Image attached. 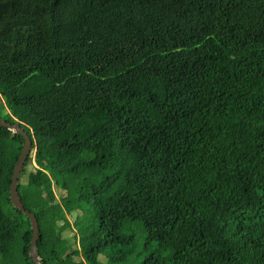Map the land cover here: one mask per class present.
<instances>
[{"label": "trees", "instance_id": "trees-1", "mask_svg": "<svg viewBox=\"0 0 264 264\" xmlns=\"http://www.w3.org/2000/svg\"><path fill=\"white\" fill-rule=\"evenodd\" d=\"M0 117L42 264H264V0H0Z\"/></svg>", "mask_w": 264, "mask_h": 264}, {"label": "water", "instance_id": "water-1", "mask_svg": "<svg viewBox=\"0 0 264 264\" xmlns=\"http://www.w3.org/2000/svg\"><path fill=\"white\" fill-rule=\"evenodd\" d=\"M0 126L5 127L14 134L22 135L24 137L23 142V148L20 154V157L17 161V163L14 166V172L12 176V183L10 185L9 190V197L12 205L22 211L30 220L31 222V228L33 232L32 236V243L31 247L29 249V255L34 261L35 264H42L41 257L39 255L38 249H37V241L39 239V224L38 220L32 212L29 210H26L24 207V204L22 202L21 196L18 192V180L20 178L21 172L25 166L26 160L28 158V155L31 151L32 147V141L30 137L28 136V133L25 131V129L21 126L19 122L16 123H10L4 120L2 117H0Z\"/></svg>", "mask_w": 264, "mask_h": 264}, {"label": "rangeland", "instance_id": "rangeland-1", "mask_svg": "<svg viewBox=\"0 0 264 264\" xmlns=\"http://www.w3.org/2000/svg\"><path fill=\"white\" fill-rule=\"evenodd\" d=\"M54 202H56V201H54ZM61 212V210H57V213H60ZM68 221V220H67ZM69 223V222H68ZM44 225V224H43ZM45 226V225H44Z\"/></svg>", "mask_w": 264, "mask_h": 264}]
</instances>
